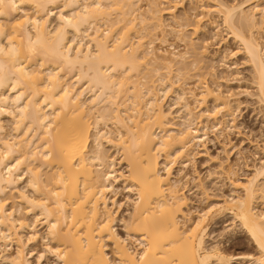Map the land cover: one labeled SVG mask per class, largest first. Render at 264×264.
<instances>
[{"label": "bare ground", "instance_id": "obj_1", "mask_svg": "<svg viewBox=\"0 0 264 264\" xmlns=\"http://www.w3.org/2000/svg\"><path fill=\"white\" fill-rule=\"evenodd\" d=\"M137 2L0 0V263H32L24 249L39 236L26 215L39 210L36 216L43 217L46 227L42 238L50 244L45 252L57 264H237L246 256H230L220 244L210 249L206 244L210 226L226 213L249 237L257 255L250 259L264 264V211L255 207L258 199L264 203V163L246 182L230 179L240 196L210 207L188 224L191 212L184 211L187 198L183 185L173 179L172 165L179 154L206 139L208 123L213 130L225 128L234 116L232 104L220 90L200 80L202 84L190 88V96L200 106L207 99L214 105L195 112L185 98V88L178 86L177 102L185 116L180 124L173 121L160 95L172 93L171 72L179 66L177 76L178 71L184 73L188 53L176 52L173 44L168 45L170 53L159 51L153 48L154 39H145L154 30L167 37L162 16L170 15L175 21L177 6L163 9L160 1L150 0L146 17L137 14ZM211 2L215 7L208 11L221 18L251 65L255 97L264 106V47L256 36V30L264 29V0ZM57 9H61L59 22L51 29L49 17ZM143 25L153 26L148 28L152 33ZM197 27L201 29L197 23L194 34ZM176 31V39L188 47L183 30ZM196 58L191 64L198 62ZM5 116L14 122L12 139L2 124ZM109 121L116 127V137L101 128ZM35 136L40 146L33 142ZM103 142L121 152L126 172L115 169ZM42 168L50 172L46 179ZM23 182L33 197L19 187ZM119 182L135 197L131 216L123 223L125 238L115 229L118 211H112V206L116 201L108 198ZM9 192L31 212L8 210ZM36 216L35 223L39 222ZM28 230V235L20 234ZM131 240L141 246L139 252L128 246ZM13 243L16 252L5 255V248Z\"/></svg>", "mask_w": 264, "mask_h": 264}, {"label": "rangeland", "instance_id": "obj_2", "mask_svg": "<svg viewBox=\"0 0 264 264\" xmlns=\"http://www.w3.org/2000/svg\"><path fill=\"white\" fill-rule=\"evenodd\" d=\"M137 1H139L137 2V5L135 4V9L136 6L138 7L137 9H139V11H137V14H145L149 10L148 1L150 0ZM158 1L162 3V6H160V8L162 7L163 9L173 4L177 6L174 12L175 17L173 15L175 21L172 20L173 18L170 15L163 14L162 20L165 25L164 30L168 31L166 35L167 37H160L159 30V32L157 30V32H154L155 30L153 31V33L150 32L149 30H151L153 27H151V25H148L149 30L146 27L147 25H143V27L147 28L145 29L147 33H152V36L151 34L150 36L148 35L149 37H147L145 41L147 40L146 42H149L150 40L153 41L154 39L153 48L159 51H167L170 53L173 50H171L168 45L173 44V47H176V52H185V54L188 53V55H186L188 57H186L187 59L185 61V64H187L188 67L184 71L185 74L182 72V70L181 72L183 73V75L180 71H178L180 76H177L178 73L176 69L179 66H175L171 72L172 80H170L171 82L173 81L172 83H174L175 88L173 87V89H171L172 91H169V93H172L167 94L166 96H159L160 98L164 99H161L163 109L168 110L167 112L171 111V114L173 116L172 119L175 123H182L181 120L184 119L182 117L185 116V112H183V109H181L180 107V101L177 102V95L181 93L177 88L178 86H181L183 89L185 88L186 92L188 93V96H186L185 98L188 99L187 102L191 105V108L195 109V112H199V110L203 111V109L206 110L207 108L211 109L214 105V103L211 102L212 99H207V103L205 102L206 104L204 103L202 106H200V104L195 102V99H193L189 94V91L191 90L190 88L192 86L194 88L195 84H197L201 80L202 82L206 81V83H208V85L212 87L211 89L214 88L213 90L217 89L222 92L224 97L231 102L234 115V118L232 117V122V118H230V120L227 119L225 128L221 127L223 128V130L221 128L218 129V127V130H213V128H211L212 124L210 123V125L208 123V128L210 129H206V139H204L202 143H199L195 147H192L191 149L185 151L183 154H179V157H177V159L174 161V165H172L173 179H178L180 181V185H183L182 192L187 198L188 208L186 207L184 211L186 213L191 212V215L188 216V218L190 219L188 224L190 225L194 221H196L198 215L202 214V212L204 211H207L210 207L216 206V204H223L225 200L231 197H235L236 195L240 196L242 192L239 190L237 191L233 188L230 179L235 177L243 182H246V180L254 176L255 167H259L264 163V106H262L263 104H260V102L257 101L258 99L255 97L256 89L255 85L253 84V70L250 67L251 65H249L246 57L244 56L245 54L243 53V51H241V47L238 46L239 44L236 43L234 39H232L227 29L224 28V24H221V18L210 13V10L208 11L210 7H215L214 3L211 2V0H207L210 1V3L205 2L206 0H200V2H198L199 0L197 2L195 0H168V3H165L164 0ZM221 1H224V3L227 4H233V2L237 4L244 0ZM202 8H204V11L205 8H207L206 12L202 11ZM248 9H246V11ZM60 10H55L53 15H50L49 17L51 29L55 28V26L58 25L59 21L57 20V18L59 16V13L61 12ZM64 12L66 13V11ZM207 12H209L212 16ZM29 13H32V11L30 10ZM257 17L258 20L259 18L261 19V15H257ZM211 18L213 20H211ZM199 19H201V22H197L199 21ZM216 22L217 24H215ZM139 23L140 22L138 21L136 22L138 30L140 28V26H138ZM197 23L198 26H201V29L200 27H197L198 33L194 34V28L196 27ZM210 23H213L212 27L210 26ZM140 25L142 26V24ZM143 27L142 30L144 29ZM170 28L172 30L174 29V32L172 30L170 31ZM176 30H183L182 36L184 39L187 38L186 42H188V47H186L187 43L185 45V43L179 41L178 38L176 39ZM178 31L176 32L178 33ZM263 31L264 29L260 30L261 33H258V31L256 30V36L257 38L259 37V40L264 47ZM143 32L140 33L144 34ZM146 32L145 34L147 35ZM164 38L167 39L165 40ZM162 39L167 42H164L163 44ZM202 52L206 53L204 54V56L206 55L205 57L203 56ZM195 58L196 60H198V62L196 61L198 64L196 62H194L195 64H191L193 61H195ZM184 67H186V65ZM150 69L152 73L153 67H150ZM146 70L148 71V69ZM162 71L164 70H161V73L165 72ZM71 73L73 74L74 72H70V78L72 77L70 76ZM144 74L146 75V73ZM152 80L155 79L153 78ZM202 82H199L198 84H202ZM201 86L202 85H200V87ZM199 90L200 89L196 90V92L194 90V92L198 94L200 93ZM86 98L88 99V97ZM175 102H177V104ZM10 119L11 118L7 116L2 118V124L3 126H5L4 129L6 130L5 132L10 136L9 139L11 138V136L13 138V136H15L16 134L15 131L12 130L15 129L14 122ZM106 124H108V128L104 126L105 123L101 124V128L104 131L110 130L113 133L111 134V136L116 137V127L112 125L110 121ZM228 124L230 125L228 126ZM206 132L204 131L202 133ZM29 136L30 138H32L33 134L32 136ZM33 142L36 144V146H40L39 138L36 137L35 140L33 139ZM103 145L104 150L107 151L105 153L115 160V169L118 172H126L127 169L126 165H124L122 161L121 152L107 145L105 142H103ZM183 160L186 161V166H182L180 164V162ZM179 169L181 170V172H179ZM229 172L232 174L231 178L229 176ZM40 173L43 175V179H46L48 174H50L47 168H42L40 170ZM23 177H25L23 178V181L26 182V178L28 176L24 175ZM24 182L23 184H20L19 187L31 197L33 195L32 190H30L28 185L26 183L24 184ZM122 184V182L115 183L114 187L116 190L114 191L116 193H109L108 198L111 200L114 199L116 201V205H113L111 204V200H109V206L111 207L113 205L112 211H115V213L116 211H118L116 215V218L118 220L116 222L115 229L122 238H125L127 236L125 234L126 231L123 226L127 222L126 220L131 216V202L133 201L132 198L134 199L135 197L134 194H129L127 190H125V187L123 186L124 184ZM16 197L17 196L12 192L8 193L6 197L8 198V200L6 201V203L8 202V210L20 209L21 214L22 212L24 213L25 211L31 210L28 208L29 206L25 205V203H21L20 200ZM256 202L257 203L255 204V207L257 208V210L264 211L263 201L261 199H258ZM32 211L34 212L35 210ZM33 212H31L33 215H26V219L29 224H34L35 232L38 233L39 237L35 241H33L30 246H25L26 248L24 249V255L28 253L26 256L30 260V263L32 262L31 264H37L39 262V255L43 253V260L40 259V264H57V261L54 260L55 258L53 256H50L49 253L45 252V247L49 246L50 244L47 242V240L43 241L42 238L46 233V227L42 225L44 219L43 217L39 219L40 214L39 216H36L38 215L39 210H36L35 213ZM21 214H19V216ZM34 215L39 219V222L35 223ZM120 220L123 222H121ZM209 230V236L207 238L208 240L206 241L207 248L210 249L211 247H213V245L220 244L221 246H219L223 248V250L230 256H246V259L245 257H243V261H237V264H255V262L253 263L252 259H250V256H255L256 258V251L254 250L252 243L250 239H248L249 237L247 236L245 231H243V229L239 226V223H236V221H234L233 217L230 214L226 213L217 218V220L212 223ZM26 232L29 233L31 231H25L23 232L24 234L22 233V231H20V234L23 236L28 235ZM127 244L133 251L139 252L141 249V246L139 247V245L134 240H131V242L127 241ZM110 248L111 246L108 247V253L110 252ZM5 249V252L7 253H5V255H11L16 252L17 246L13 243ZM109 255H112L111 252L109 253ZM2 263L6 264L3 261L0 264Z\"/></svg>", "mask_w": 264, "mask_h": 264}]
</instances>
